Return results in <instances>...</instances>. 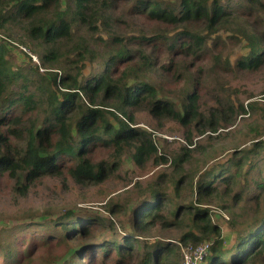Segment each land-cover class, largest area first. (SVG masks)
<instances>
[{"label":"trees","instance_id":"trees-1","mask_svg":"<svg viewBox=\"0 0 264 264\" xmlns=\"http://www.w3.org/2000/svg\"><path fill=\"white\" fill-rule=\"evenodd\" d=\"M244 1L234 15L220 0H66L63 8L61 0H0V31L16 25L17 45L41 60L18 72L0 42V178L21 195L48 177L100 193L125 157L142 173L170 168L144 187L137 180L134 204L106 202V216L70 204L35 219L28 208L23 222L0 224V264H184L180 248L203 242V264H264V176L252 195L247 185L264 140L249 129L244 146L230 136L258 103L240 101L223 79L233 70L228 39L246 48L237 69L264 66V0ZM131 22L138 33L128 32ZM95 62L101 69L84 74ZM142 113L156 129L181 127L177 151H158L153 132L138 126ZM212 204L230 215V245ZM159 231L174 240L149 239Z\"/></svg>","mask_w":264,"mask_h":264},{"label":"rangeland","instance_id":"rangeland-1","mask_svg":"<svg viewBox=\"0 0 264 264\" xmlns=\"http://www.w3.org/2000/svg\"><path fill=\"white\" fill-rule=\"evenodd\" d=\"M61 1L62 2L60 7L63 8L66 0ZM220 2L225 6L227 10L232 11L234 15H239L240 12L245 10L244 0H220ZM10 6L13 7L14 3H11ZM247 12L248 5L246 4V13ZM132 25L135 29L128 32L138 33L139 29L137 26H139V24L132 23ZM246 26L248 25L246 24ZM19 29L20 28L15 25V28L7 31H0V42H2L8 50L7 58L12 62V68L14 70H19L18 72L24 73L29 68L37 64L31 60L27 53H33L34 55H36V53L31 45L20 43L18 44L21 46L24 45L27 53L23 52L20 49V46L17 45V41L19 42L18 38L20 37ZM8 34L11 35V39L13 40V42L11 43H9L7 41V38L5 37ZM226 34L227 32L223 33L222 36L225 37ZM102 35L104 36V38L108 37L104 32ZM228 44L230 46L229 49L231 50L230 61L231 64L233 63V70L231 72L223 73V79L225 82H227L225 85L228 87L236 88V96L240 101H246L248 99L256 100L258 103L257 106L259 108V113H256L253 118L246 116L240 120L241 124H237V127L235 129L232 128L231 132L233 133L230 134L231 138H235L238 145L242 144V146H244V143L246 144L250 141L248 139V141L246 142L247 137L245 132L248 129L250 130V135H256L255 133H258L259 135H261L258 139L264 140V66L256 71H243L237 69L234 66L235 60L246 51V48L243 46V44L241 47L240 45L232 46L230 39H228ZM37 59L41 64V60L38 58V56ZM96 63L97 62L91 65L88 64L86 69L84 70V74L89 76L90 70H94L96 65H98ZM98 66L101 69V66ZM15 89L19 90L18 87H16ZM168 98L171 100L173 99L170 96H168ZM205 99H207V96H205ZM136 121L138 122V126L140 128H145L148 131L153 132L154 141L158 147L159 152H163V150H165L166 153L171 154L177 151L179 146L183 143L182 129L175 122H167L164 127L156 129L154 121L149 115L145 113L137 114ZM217 155L220 159H218L216 162H223L225 153L221 154V152L218 151ZM197 157L198 160L196 161V163H198L199 166L207 163L202 162L201 156ZM125 158L126 159L124 161V165L117 171V176L119 177L114 178L113 181L105 183L102 187L104 191L100 193L96 192V187H79L71 180H68L67 185L64 186L59 180L48 177L43 179L41 183H37L34 187H30L25 195H21L15 188L14 180L0 178V224L6 222H23L22 219L29 217V215L26 214L28 213V208H32L34 211H36L34 213L35 219H41L44 214H54L56 212L55 209L70 204H77L78 206L83 207L86 206L87 208H90L96 212H99V214H103L104 216H106L103 206L106 202L116 201L122 205H128L130 203L134 204L137 199L136 197L138 191V188H135L134 184L137 180H139L140 185L144 187L148 182H150V179L155 178V176L159 172L169 171L170 169L168 167V164H160L157 166L148 165L147 167L143 168L145 172L142 173L140 171V168L138 169L133 161H131L128 157ZM212 162L213 161L209 160L208 165H211ZM251 165L252 167L248 173L249 180L247 183L248 188L251 189L250 195H252L256 191L255 180H258L260 176H264V151H262L261 154L255 158L254 162H252ZM217 167L218 166L215 167V170L217 169ZM122 178H125V180H127V183H125ZM239 189L243 188L240 185H237L234 191ZM243 204L247 210L250 209L249 203L246 204L243 202L242 206ZM209 207L211 208V218L213 222L218 224L222 228L225 244L230 245L233 237L232 230L228 223L230 215L224 210H221L215 204L209 205ZM47 208H49V214L46 213ZM235 211L237 213L242 212V209L237 208ZM240 220H242V218L237 216V221ZM155 234V237H150L149 239L158 238L157 240H159L160 242L171 241V239L174 240L173 231H159ZM98 236L99 233H97L96 237L90 240H94ZM150 242H153V240H150ZM180 254H182V257L184 259L183 248H180ZM36 261L37 259H34V262ZM85 264H98V262L95 263L93 259H89L87 261L85 260ZM103 264L114 263L112 261H107Z\"/></svg>","mask_w":264,"mask_h":264},{"label":"built area","instance_id":"built-area-1","mask_svg":"<svg viewBox=\"0 0 264 264\" xmlns=\"http://www.w3.org/2000/svg\"><path fill=\"white\" fill-rule=\"evenodd\" d=\"M20 49L27 53V50L25 46H20ZM29 57L31 60L37 64H39V61L33 53L29 54ZM209 243L208 242H203L199 243L196 246H187L183 248V254H184V264H203V260L207 256L209 252Z\"/></svg>","mask_w":264,"mask_h":264}]
</instances>
